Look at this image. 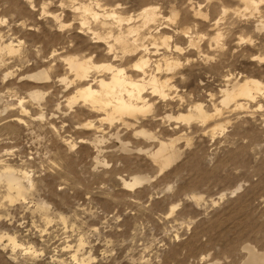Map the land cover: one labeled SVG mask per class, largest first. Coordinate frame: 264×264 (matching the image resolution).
Instances as JSON below:
<instances>
[{
	"label": "rangeland",
	"instance_id": "1",
	"mask_svg": "<svg viewBox=\"0 0 264 264\" xmlns=\"http://www.w3.org/2000/svg\"><path fill=\"white\" fill-rule=\"evenodd\" d=\"M254 1L258 12L242 0H0V264H247L248 245L264 253V90L221 103L237 80L264 85V1ZM84 4L132 20L103 27ZM132 26L151 68L179 67L168 99L148 96L150 112L112 123L71 104L107 72L82 83L65 60L109 65L95 34ZM43 71L49 80L31 79ZM197 105L206 122L178 119ZM161 143L179 152L163 169L152 157ZM138 176L148 182L128 188Z\"/></svg>",
	"mask_w": 264,
	"mask_h": 264
},
{
	"label": "bare ground",
	"instance_id": "2",
	"mask_svg": "<svg viewBox=\"0 0 264 264\" xmlns=\"http://www.w3.org/2000/svg\"><path fill=\"white\" fill-rule=\"evenodd\" d=\"M242 1L247 7L255 8V10H257L256 12H258L256 1L254 0H242ZM262 1L264 0H261V2ZM97 8H98L97 10L99 9L101 10L100 5H98ZM79 9L83 10L84 12L83 14H87L89 15V17L93 18V20L96 23L101 22L103 27L109 26L108 22H112L118 24L121 29L120 26L121 23L123 22L129 23L132 20L131 18L129 20L122 18L121 16L118 15V13H116L115 10H111V11L105 10L102 11L103 14H99L97 10L85 4L81 5ZM140 13L141 14L139 15V19L143 20L144 27L150 28V25L156 21L157 15L155 10L149 8L141 11ZM262 27H264V25H259L257 29L263 30ZM138 31L139 29L137 30L136 27L132 26L125 32L126 36H124V33H121V35H119L118 33V36H115L113 32H109L107 34V37L102 38L99 37V35L95 34L94 37H96L98 41L97 43L104 41L108 49L107 52L108 55L113 56V59L111 60V63L109 65L101 66V67L94 66L91 59H80L75 56L67 58L65 60L66 65L68 66L72 74H74V77L77 80H80L82 83L86 82L87 81L86 79H89L88 76L92 69L97 70V72H100L102 70V72L105 71L108 74L107 75L105 73L107 76L103 74L100 78H97L95 80L96 87H93L92 84H87L83 88L81 89L79 88L80 90L77 93V97L72 99L73 102L71 104H74L77 101V99L79 100L82 99L83 103H85V105L86 104L89 105L91 109L93 108L95 110L97 109L100 111H105L108 117V121L112 122L114 120L123 119L124 117H131V116L135 117L136 114H142L144 112L146 113V111L150 112L148 107L149 105H147L149 99L148 96L162 100L163 99L166 100L169 98L168 91L172 87L170 83L171 77L169 78V76L174 75L176 73L175 70L179 66L174 62L166 60L165 64L163 65H162V61H160L161 63L155 61L156 62L154 63L155 65L153 66V68H151L152 66L150 67L151 65L150 63L152 60L149 59L150 58L149 56H151V52H149L148 46H145L143 43H142L143 45L138 44L139 43V38H137L139 36ZM131 39L133 40L132 43H130ZM215 39L217 38L215 37ZM163 41L164 40H162V42ZM4 50L14 52V49L11 45L5 47ZM1 51L3 50L0 47V52ZM155 54H157L156 51ZM128 57L134 58V60L131 61L133 62V64L129 66L130 68L128 67V69L127 68L125 69L124 67H121V64L117 65L118 63L116 61L122 62L124 58L126 59ZM115 62L117 64H115ZM164 75L166 77H163ZM31 79L34 80L38 79V81L39 80L46 81L47 79L49 80V75L43 71L35 76H32ZM63 82H66V79L63 80ZM228 85L226 86V89L222 91L221 103H223V105L225 106L231 105V103H235V101L238 98L252 99L255 93H261L264 90L263 84L252 79H248L242 82H239L237 80V82H235L231 87ZM32 97L33 99L35 98V100L39 101V99H41V97L43 96H41L40 94H35ZM209 116L210 115L203 109L201 105H197L195 106L194 111H190L189 114L185 116L181 115L178 119L186 122L190 120L196 122L199 120L204 122L205 120L207 121ZM142 134L148 136L147 134L144 133ZM153 137L149 136V138L151 139H153ZM175 148L176 147L173 145V143L171 144L161 143L159 144V148L156 149V151L152 154V157L154 158L155 162L161 164L162 169L164 167L168 168L171 164H173V162H175V159L177 157L179 159V152ZM26 176H27L26 173L22 174L23 179L26 178ZM147 179H148L147 177L142 178L138 176L134 178L132 184H127V185L125 184V185L128 188H132L133 185L134 187L137 184H138L137 186H139V184L142 185L143 184L142 182H146ZM21 180L13 172H9L8 174H6V181L8 183L9 189L10 191H15L17 193L18 198L23 197V192L25 191V188L21 183ZM238 190H240V188ZM10 199L13 200V198ZM11 241L14 242V240ZM245 249L247 250L246 252H248V257H249V261L247 262V264H264V253L255 251V249L249 245Z\"/></svg>",
	"mask_w": 264,
	"mask_h": 264
}]
</instances>
